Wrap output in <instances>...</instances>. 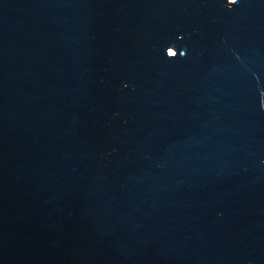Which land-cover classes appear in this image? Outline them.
<instances>
[{
  "label": "water",
  "instance_id": "95a60500",
  "mask_svg": "<svg viewBox=\"0 0 264 264\" xmlns=\"http://www.w3.org/2000/svg\"><path fill=\"white\" fill-rule=\"evenodd\" d=\"M0 264H264V0H0Z\"/></svg>",
  "mask_w": 264,
  "mask_h": 264
},
{
  "label": "clouds",
  "instance_id": "9594fccd",
  "mask_svg": "<svg viewBox=\"0 0 264 264\" xmlns=\"http://www.w3.org/2000/svg\"><path fill=\"white\" fill-rule=\"evenodd\" d=\"M229 4L235 5V4H237V0H229Z\"/></svg>",
  "mask_w": 264,
  "mask_h": 264
}]
</instances>
